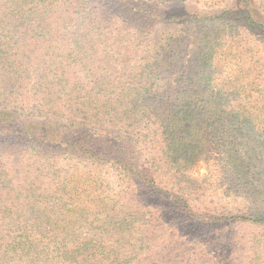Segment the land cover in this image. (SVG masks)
Returning <instances> with one entry per match:
<instances>
[{
	"label": "trees",
	"instance_id": "trees-1",
	"mask_svg": "<svg viewBox=\"0 0 264 264\" xmlns=\"http://www.w3.org/2000/svg\"><path fill=\"white\" fill-rule=\"evenodd\" d=\"M0 264H264V0H0Z\"/></svg>",
	"mask_w": 264,
	"mask_h": 264
},
{
	"label": "rangeland",
	"instance_id": "rangeland-1",
	"mask_svg": "<svg viewBox=\"0 0 264 264\" xmlns=\"http://www.w3.org/2000/svg\"><path fill=\"white\" fill-rule=\"evenodd\" d=\"M132 1H134V0H132ZM167 6H170V5H167ZM171 7H173L172 9H177L179 6H176V5H171ZM156 8L159 10V11H167V10H169L170 11V9H166L164 6H156ZM171 9V10H172ZM205 162L203 161V160H199L197 163H195V167H194V171L196 172V173H200V172H204L205 171V164H204Z\"/></svg>",
	"mask_w": 264,
	"mask_h": 264
}]
</instances>
